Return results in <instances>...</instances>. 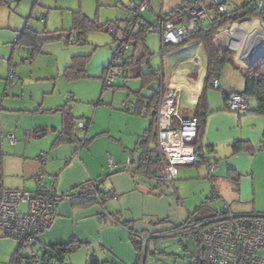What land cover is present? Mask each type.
I'll use <instances>...</instances> for the list:
<instances>
[{
	"label": "crops",
	"instance_id": "1",
	"mask_svg": "<svg viewBox=\"0 0 264 264\" xmlns=\"http://www.w3.org/2000/svg\"><path fill=\"white\" fill-rule=\"evenodd\" d=\"M112 1L115 3V0ZM127 1L124 4L121 0L123 11L118 21H124L127 7L131 2L140 3L144 0ZM146 1L150 9L143 14L144 20L154 24L159 16L170 14L184 1L190 0ZM241 34L239 39L244 41L246 34L245 32ZM222 37L218 35L215 41L221 60L226 59V51L234 53V56H232L233 63L226 64L218 79L220 87L215 89L210 84L209 88L205 89L206 107L201 111L206 113L202 145L210 152L205 154L198 163L182 167L176 183L181 191V189L187 190L192 182H200L205 188V193H207L208 185L209 195L200 196L202 199L200 205L204 204L205 200L207 202L223 199L222 192L225 190L242 191V197L237 194L224 196L233 203V207L239 208L242 201H254L248 195L250 191L258 186L264 188V115L253 112L242 115L232 113L226 109V96L243 92L242 72L263 67L264 58L261 55L260 60L252 66H243L237 61L240 56L236 57L231 48L224 43L217 45ZM158 41V44L152 45L147 34L144 41L132 49L135 59L138 60L146 55L148 58L152 57L150 58V64H152L153 58L158 54L159 66L157 69L151 66V69L157 71L161 80V89L167 83L178 87L181 91L179 109L181 116L196 117L207 72V56L203 44L199 41H189L163 54L160 37ZM146 73L148 71L146 72L144 66L129 68L127 78L123 79L126 87L129 85L127 79L133 76L137 78V75ZM16 79L15 77L10 80L13 82ZM141 88L142 84L139 90ZM151 90L148 88L143 91V94L150 96ZM146 91L149 92L146 93ZM79 95L77 94L76 98L81 99ZM126 99L129 100L133 109L135 98L127 95ZM69 100L76 102L74 97H70ZM123 100L124 98L121 101ZM63 103L64 98L61 100L56 98L53 103L51 99L49 103L42 104L38 108L25 110L29 114L32 113V119L22 126L19 124L14 133L9 134L18 138V140L15 139L16 144L10 143L9 135L1 140L0 195L5 189H22L32 194L36 193L35 175L43 167L47 174L45 182L50 183L52 178H56V190L59 193H68L80 186L86 188L95 182L102 190L114 189L119 194V199L116 201L108 199L103 205L96 199H87L80 203L70 201L60 203L55 209L53 225L39 235L33 243L27 245L29 253L24 252L23 255H29L28 257L42 255L50 246L78 243L80 247L77 251L93 250L95 257L99 251L98 254L104 259L102 263L115 261L122 264H136L139 257L137 244L142 241L139 238L133 241L132 231L137 234H150L152 239L156 240L166 233H171L173 229L170 224H161L168 215V198L164 184L153 181L149 177L148 169L142 163L145 154H150L152 157L158 155L157 139L156 143L150 140L144 141L149 120L142 114L134 113V110L120 112L112 107L110 115L115 118V121L99 125L97 115L101 109L96 105L92 119L85 118L86 122H78L79 125L90 120L88 129L80 130L77 126L76 130L78 141L84 139L91 141L86 145L80 142L57 144L56 140L63 129V115L60 113L61 122H59L53 119L52 114L58 111V107H64ZM255 106L253 99L252 103L249 101V109ZM69 108L72 114L76 112L83 117L91 113V108H83L78 104H70ZM38 131H44L43 135H37ZM95 138H98L100 140L98 142L101 143L95 145L97 142L93 143ZM236 142L248 143L253 152L233 153L231 145ZM154 150L157 151L152 152ZM42 155L47 160L43 166L39 160ZM110 160L115 165L114 171L109 170ZM129 160H131L130 163H128ZM207 162L216 166L213 173L208 171ZM237 176L236 184L234 179ZM252 213L264 214L258 211ZM17 246L18 244L14 242L8 246L0 241V264L9 263Z\"/></svg>",
	"mask_w": 264,
	"mask_h": 264
},
{
	"label": "rangeland",
	"instance_id": "2",
	"mask_svg": "<svg viewBox=\"0 0 264 264\" xmlns=\"http://www.w3.org/2000/svg\"><path fill=\"white\" fill-rule=\"evenodd\" d=\"M0 2V156L1 140L10 133L13 134L19 124L22 126L32 119V113L29 114L25 110L38 108L42 104L49 103L51 99L53 103L56 98L59 100L64 98L63 106L66 105L67 108L70 104L91 108V113L87 117L74 112L76 123L86 122L85 118L92 119L96 105L101 109L97 115L99 125L115 121L110 115L111 108L114 107L121 112L123 101L128 100L126 96L130 95L134 98L132 92L140 89L142 79L130 77L127 79L129 85L126 88L123 79H116L112 86L103 88V72L109 66L116 47L114 37L109 32L95 29H87L83 38L79 37L74 21L79 13L100 25L119 22L123 11L122 2L125 4L128 1L115 0L114 3L112 0H21L20 2L0 0ZM236 2L241 3V0ZM24 29L37 33L40 42L36 46L17 43ZM159 37L158 33H150V43L158 44ZM222 43L225 44V37L222 38ZM36 47L37 51L33 55ZM75 57L83 59L81 63L86 64L85 72L82 78L70 80L66 69ZM151 66L158 68V54L153 58ZM144 68L147 72L148 66L145 65ZM12 74L17 78L13 82L10 80ZM160 81V79L155 81L150 89H157ZM77 94H80L81 99L76 98ZM70 97H74L76 102H71ZM123 98L124 100L121 101ZM249 101L252 103V99ZM60 113L62 112H54L53 119L61 122ZM15 139L18 140L17 137ZM95 141H97L95 145L101 143L98 142L100 141L98 138H95L93 143ZM207 181L209 182L208 177ZM163 187L167 191L168 215L161 224H170L173 227L184 222L190 213L196 210V206H201L200 196L209 195L210 191L207 185V193H205V188L200 182H192L187 190L181 189V191L178 183H175L174 187L167 184ZM222 194L224 196L237 194L242 197V191L225 190ZM248 195L254 201H242L239 208L233 207V203L224 196L220 200L207 202L205 200V202L213 212L222 211L227 203L235 213L255 211L264 213V188L258 186ZM0 241L8 246L13 242L18 244L13 238H2ZM189 242L191 243V240L180 231L166 233L163 237L149 241L147 252L143 243L139 264H189L192 256L191 251H186V248L189 249ZM24 252L29 253L27 247L23 249L22 253ZM98 253L95 257L93 250L81 249L66 255L62 264H92L94 259L102 263L104 259ZM108 262L111 261H106L104 264Z\"/></svg>",
	"mask_w": 264,
	"mask_h": 264
},
{
	"label": "built area",
	"instance_id": "3",
	"mask_svg": "<svg viewBox=\"0 0 264 264\" xmlns=\"http://www.w3.org/2000/svg\"><path fill=\"white\" fill-rule=\"evenodd\" d=\"M19 2L21 0H13ZM203 0L186 9L187 23L176 25L172 21L159 19L156 33L163 43L180 46L191 35L201 31L213 23L216 13L221 15L231 13L245 4L249 9L263 7L264 0ZM150 9L146 0L140 3L131 2L128 5V13L124 19L122 30L118 33L116 47L113 50L112 59L103 74V85L112 86L116 79H123L126 71L123 66L129 60V55L134 47L140 44L136 40L125 41V35L130 36L144 30L145 22L143 14ZM161 15L160 17H162ZM255 18L231 23L218 31L219 36H226L228 47L236 57L239 53L232 44L241 34L242 30L233 26L243 22H251ZM259 26L250 31L245 37V50L241 57L243 65L250 67L260 56L264 58V26L258 19ZM231 44V45H229ZM259 58V59H258ZM262 59V58H261ZM15 78L14 74L10 79ZM213 88L220 87L219 80L211 82ZM181 91L178 87L167 83L163 85L160 102L157 110V149L158 164L150 170V177L160 184L172 185L177 181L181 167L198 163L204 156V146L196 143L198 138L197 117L184 118L180 109ZM131 108L130 102L125 101L123 109ZM226 109L232 113L242 115L249 110V99L241 94L234 93L226 96ZM79 129H84L80 123ZM8 139L12 145L16 144L13 135ZM42 166L46 163V157H39ZM131 160L128 161L130 163ZM210 173L216 170L212 163H206ZM110 171H114L115 165L108 162ZM46 172L40 168L35 175L36 193L32 194L22 189H5L0 196V238L9 237L16 239L21 245H29L44 231L48 230L55 220V208L64 201H77L94 198L99 203L106 200H118L119 194L114 190L108 191L99 188L93 183L86 188H78L68 193H59L56 190V178L46 183ZM198 231L201 245L205 251L209 264H264V214L259 213H235L229 205H225L217 217L202 224L194 225ZM137 237L146 245L152 238L150 234H137ZM28 264H43L42 255L31 257ZM48 264H61L59 257H54ZM108 264H112L108 262Z\"/></svg>",
	"mask_w": 264,
	"mask_h": 264
},
{
	"label": "trees",
	"instance_id": "4",
	"mask_svg": "<svg viewBox=\"0 0 264 264\" xmlns=\"http://www.w3.org/2000/svg\"><path fill=\"white\" fill-rule=\"evenodd\" d=\"M203 0H190V1H184L183 4L176 10L172 11L170 14L163 15L162 17H158L154 24H149L148 22H145L144 30H139L133 35L126 36L125 35V41H131L136 40L139 43H142L146 37L147 34L150 33H156V27L158 24V21L160 18L163 19V21H172L176 25H185L188 21L186 16V9L192 5H195ZM242 1V0H241ZM1 3V2H0ZM127 13H128V7H127ZM126 13V15H127ZM77 13H75L76 15ZM249 18H257L260 19L262 22H264V5L260 8L255 9H249L247 5L243 4L240 7H238L236 10L232 11L231 13L221 15L219 13H216L215 19L213 23L209 26H206L201 31L194 33L191 35L182 45L188 43L189 41H199L203 44L206 56H207V72L204 79V90L202 92V95L200 96L199 106L196 113V117L199 121L198 125V138L196 140V143L201 144L202 143V136L203 131L206 123V113H201L206 107V100H205V94L207 88H209L211 82L214 79H219L222 75V71L224 70L226 64L228 62L233 63L232 60V53L230 51H226V59L221 60V57L219 53L216 50L215 47V41L218 38V31L221 28H224L228 24L231 23H238L241 20L249 19ZM256 23H259L258 20H253ZM124 25V21L119 22H108L105 25H100L97 22H91L87 19V17L82 16L81 14H77L74 21V27L76 30L79 31V37L83 38L84 32L87 29H95L99 31L109 32L113 35L115 42L118 40V33L122 30V27ZM223 38V37H222ZM222 38L219 39L217 42V45H220L222 43ZM40 40L38 39L37 33L30 31L28 29H24L19 36V39L17 41L20 45H26V46H36ZM162 42V48L161 53H167L170 52L180 46H172L166 43ZM37 47L35 48V51L33 55L36 53ZM80 57H75L72 61V64L67 67L66 74L70 80L74 79H80L83 77L85 72V66L86 64L82 65ZM85 62V61H84ZM148 66V73L146 74H139L136 77L142 79V88L139 91L132 92L135 98V106L129 109L134 110V113L142 114L144 117L148 118L149 120V126L144 134V141L150 140L154 141L156 143L157 139V127H156V121H157V110L160 102V94H161V87L159 86L157 89L151 90L150 96H145L143 94V91L150 88L151 85L155 81L159 79V75L157 71H154L151 69L150 64V57L148 58L146 55L142 56L140 59H135V53L133 51L129 55V60L124 63V70L127 74V70L131 68H141L142 66ZM243 78H244V89L243 92L238 93L241 95L246 96L248 99H253L256 103L255 108L249 109L248 112H253L256 114L264 115V66L260 68H253L250 71H243ZM127 78L126 75L123 79ZM103 88H108L103 86ZM124 88H126V83L124 82ZM130 96V95H129ZM125 110V109H123ZM58 111L62 112L63 115V129L60 133L58 139L56 140L57 144L62 143H77L80 142L81 144H88L91 140H82L78 141V138L76 136V130L78 123L75 122V117L73 116L70 108H67V106L61 107L58 109ZM91 123L90 120L87 121L84 125V130L88 129L89 124ZM79 129V128H78ZM44 131H38L37 135H43ZM143 141V142H144ZM231 150L233 153H238L240 151H247L252 153L253 149L252 147L245 142H236L233 145H231ZM157 150H154L152 152H155ZM210 150L204 149V153H209ZM152 154V153H151ZM143 166H146L148 169V174L150 177V170L152 167H154L156 164H158V155L157 157H152L150 154H145L142 158ZM202 164V163H201ZM151 178V177H150ZM234 181L238 182V176L234 179ZM84 188V186H80L79 188ZM2 194V193H1ZM1 196V195H0ZM88 199H94V198H88ZM84 200H77L72 201L75 203H80ZM100 204H104V201ZM56 209V208H55ZM220 212L211 211V209L207 206L206 202L202 204L200 207H198L190 216L181 224H178L173 227V229L170 231L173 232H180L182 231V234L187 236L191 243L189 242V249L186 248V251H191V260L189 264H209L207 256L205 254V251L201 245L198 231L193 228L194 225L202 224L210 219H213L218 216ZM261 214V213H259ZM125 227H127L125 225ZM130 229V227H128ZM131 230V229H130ZM132 231V230H131ZM132 239L133 241H136L137 233L132 231ZM2 238H9V237H2ZM0 238V239H2ZM16 240V239H15ZM153 240L152 238L149 240ZM139 243V242H138ZM149 242L146 244V252L148 250ZM191 246V248H190ZM25 245H21L18 243V246L14 253L11 256V259L8 264H28L31 259V257L24 256L23 255V249L25 248ZM80 245L78 243H70L65 245H53L48 247L43 254V264H48L54 257H59L61 264L63 263L66 255L75 253L79 249ZM143 248V242H140L137 244V249L139 252L138 261L136 264H139L140 259V252ZM105 263V262H104ZM99 263L96 260H93L92 264H104ZM112 264H122L117 263L115 261H111Z\"/></svg>",
	"mask_w": 264,
	"mask_h": 264
},
{
	"label": "bare ground",
	"instance_id": "5",
	"mask_svg": "<svg viewBox=\"0 0 264 264\" xmlns=\"http://www.w3.org/2000/svg\"><path fill=\"white\" fill-rule=\"evenodd\" d=\"M258 26H259V23H256L252 20L251 22H243L239 25H235V26H233V29L235 30L237 27H239L242 30V32H245V34L247 35L250 31H252L254 28H257ZM223 37H225V36H223ZM244 42H245V40L243 41L237 37L234 44H232V45L229 44V45L233 46L234 49H236L238 51L240 57H242L244 50H245ZM225 45L228 46V40L226 37H225ZM240 57H238L239 62H241Z\"/></svg>",
	"mask_w": 264,
	"mask_h": 264
},
{
	"label": "water",
	"instance_id": "6",
	"mask_svg": "<svg viewBox=\"0 0 264 264\" xmlns=\"http://www.w3.org/2000/svg\"><path fill=\"white\" fill-rule=\"evenodd\" d=\"M262 24H263V26H264V22H263Z\"/></svg>",
	"mask_w": 264,
	"mask_h": 264
}]
</instances>
